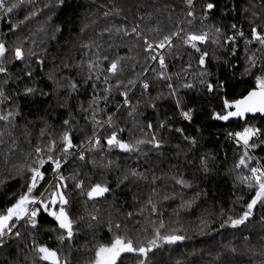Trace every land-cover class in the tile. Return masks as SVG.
<instances>
[{"label": "snow or ice", "instance_id": "1", "mask_svg": "<svg viewBox=\"0 0 264 264\" xmlns=\"http://www.w3.org/2000/svg\"><path fill=\"white\" fill-rule=\"evenodd\" d=\"M26 2L31 3L32 0H16L14 3L11 0H0V10H3L5 15L11 14L14 9ZM244 3L247 7L242 9V13L247 23L239 26L231 23L228 26L231 34L226 33L223 27L211 24L200 30L192 29L191 25L197 15L195 0H182V4L185 5L183 18L177 19L175 27L159 40L150 41L142 35L139 31V23L116 28L117 34L123 33L124 36H132L140 40L146 53V61L150 60L159 65L160 71L157 72L156 69H151V71L158 79L165 81L168 96L173 99L175 108L184 121L191 123L197 110L185 107L184 98L178 95L179 89L196 91L199 86L201 96L212 95L220 102L219 111L213 109L210 113L214 121L235 120L240 123L239 130L225 133V139L239 153L230 169V172L234 173V183L239 182L247 188L250 198L239 214L225 216L222 212L220 213L219 228L221 229L247 228L254 218L264 225V159L257 158L255 153L258 148L264 151V0H244ZM56 4L63 10L66 0H56ZM165 7L169 9V13L176 10L175 6L166 4ZM215 7L216 5L211 2L203 6L200 14L202 22L208 19V13ZM226 8L227 10L223 12L224 17L235 14L237 11L235 4L232 3ZM122 10L114 3L110 11L104 12V16L111 14L118 16ZM35 15V11H30L25 15L24 20ZM126 19L124 18V21ZM138 19L143 20V17ZM16 27V25H11L10 31L15 33ZM152 30L159 31L160 29L157 26ZM38 31L44 32L48 39L55 40L56 34L62 33L63 29L55 25L51 35L43 28ZM106 31L111 34V29H106ZM29 41H31L30 46L25 48L24 45ZM241 43L242 49L238 47ZM177 44L191 51L192 56L195 57L196 68L193 70L192 63L189 61L186 67H182L181 72L176 74L181 83L174 86L171 83L173 77L166 74L168 67L165 63L166 53L159 50L167 49V54L179 59V52L172 51ZM80 47L90 49L91 45L81 43ZM218 52H222L223 56ZM238 52L243 53L244 63L242 65L235 63V60L240 59ZM48 59L52 60L53 67L46 76L53 83L51 95L57 100V107L67 109L68 99L81 87V82L71 75L63 76L59 75V72L76 68V75L82 76L83 84L92 82L90 86L93 89V98L87 108L82 104L79 108L80 111L91 116L90 134L83 129L76 128L75 116L69 111L67 118H61L59 131L55 135L50 131L51 124L45 120L36 134L40 142L31 145V141H28L31 147L26 151H21L15 129L17 118H23V115L17 99L11 96V90L5 91L4 86L9 83L10 76V70L6 65L19 62L24 66L23 71L17 75L18 80L24 79V87L15 93V97H22L26 100L39 97L43 103L47 104L45 112L48 113L54 111L52 104L47 100L50 93L44 88L35 87L29 83V81H35L33 65L43 71L45 61ZM129 59L131 58L123 56L110 59L97 51L95 58H89L86 62L81 60L72 63L67 59H62L60 64H56L55 54L48 52L43 38L37 41L33 35L11 46L4 39H0V105L4 106L0 107V146L4 147L3 155L0 156V165L6 169L5 179L0 180V184L6 180L19 179L21 181L20 191L10 194L14 199L6 207L0 209V250L12 248L22 240H30L25 247L30 248L34 253L31 264H72L71 253L74 248V238L79 236L81 221L85 220L76 208V205L81 203L78 197L83 198L82 202L86 207L91 202L92 211L87 216V227L92 230L100 223L98 216L100 209L96 205L107 198L106 194L114 191L105 182H91L90 180L85 185L80 168L91 165L93 169L110 170L119 165H115L114 160L106 154L131 156L141 153L143 151L141 145L146 144L151 145L155 150L163 147V140L157 139L155 134L147 140L139 138L125 141L120 137V133L124 132V128L117 123L120 115L126 113L127 118L135 121L136 117L142 114L139 111L141 101L137 100L133 104L129 98V92L137 87L139 78L146 77L149 71V67H145L140 73H135V68L126 64ZM104 61H107L106 67L103 66ZM213 66L223 68L230 75L222 78L220 74L213 71ZM126 67H130L134 76L125 81L121 79V76ZM237 72L241 80L250 78L251 84L238 98L229 99L226 79H235ZM181 73H190L194 80L189 81L187 75ZM111 80L115 82L110 83ZM97 82L105 85L102 89L103 96L95 92ZM138 86L141 96H144L148 93L150 83L147 79H143L139 80ZM61 88L66 90L63 98L57 95ZM113 89L122 99L113 111L106 115V119L99 120L96 118L98 103L103 100L107 104L109 94ZM162 98H164L163 93L155 98L149 96L144 103L155 110L157 108L155 100ZM121 109L124 110L123 113ZM84 119L88 120L89 116L86 115ZM256 121H261V123L257 124ZM146 127L151 129V123ZM157 127L179 133L190 149L198 145L197 139L184 135V129L181 127L172 129L165 122H159ZM23 134L26 137L31 136V131L25 128ZM215 155L196 154L199 171L204 174L202 179L210 178L216 163ZM68 168L72 171L65 176L64 171ZM46 172L49 173L47 178ZM129 177L144 178L137 169L128 168L118 176L115 188L120 189L121 184ZM176 183L185 188L191 187L183 179L177 180ZM193 204L194 200H187L180 207L191 210L195 215L199 209H193ZM151 211L155 213V205L152 206ZM257 211L261 212L259 217H255ZM132 215L131 212L125 214L127 219H131ZM46 218H50L54 224V227L47 231L54 234L57 247H49L36 241V236L45 231L41 228V221ZM210 223L214 221L201 217L199 225L201 232L211 231ZM105 227L111 237L106 243L101 242L103 237L97 238L96 231L90 232L92 247L88 249L90 254L86 257L85 264H128V261H132V264H150L153 257L149 254L161 244L174 245L187 238L182 234V229L161 232V229L165 228L163 221L153 229L152 236L145 241H134L131 236L127 235V225L122 227L120 221H113L109 218ZM231 251L234 253L235 248ZM23 260L24 264H28L27 256ZM5 264H7L6 261ZM77 264L80 262L78 261ZM261 264H264V261Z\"/></svg>", "mask_w": 264, "mask_h": 264}, {"label": "trees", "instance_id": "2", "mask_svg": "<svg viewBox=\"0 0 264 264\" xmlns=\"http://www.w3.org/2000/svg\"><path fill=\"white\" fill-rule=\"evenodd\" d=\"M16 2V0H11ZM214 3L216 7L208 13V19L203 20L201 11L206 3ZM117 4L123 10L120 14H111L107 17L104 12L110 11L113 4ZM235 4L236 13L227 17L223 12L227 10L228 4ZM175 6V12L169 13L165 5ZM197 13L191 28L200 30L207 25H216L224 28L225 32L231 34L229 25L236 23L246 24L243 18L242 9L247 7L244 0H201L195 3ZM185 5L182 0H66V4L61 7L57 6L56 0H32L31 3H25L14 9L13 13L5 15L0 10V39H4L11 46L19 44L22 40L33 36L39 41L43 38L46 42L49 53L55 54V63L60 64L62 59H67L72 63L95 58V53L108 56L110 59L116 56L130 57L126 64L135 68V73H140L145 67H149L146 77H140L139 80L147 79L150 83L148 93L141 96V90L138 85L131 92L129 98L133 104L140 100L139 111L142 113L137 116L135 121L127 118L126 113L120 115L117 121L118 125L124 128L120 137L125 141L135 139H148L152 134L157 135V139L163 140V147L159 150L152 149L151 145H141L143 151L139 154L125 156L124 154L116 155L115 153L106 154L114 160L115 165L110 170L101 168L93 169L91 165L81 167L80 171L85 180V185L91 182H105L113 188V193L106 194V199L96 205L100 209L98 216L99 225L92 230L87 227V216L92 211L91 202L86 207L83 198L78 197L81 203L76 205L79 214L85 217L81 221L79 236L74 238V248L71 253L72 264H85L86 257L90 254L88 249L92 247L90 232L96 231L98 237H103L101 242L106 243L111 237L105 227V223L110 218L113 221H120L122 227L127 225V235L131 236L134 241H145L153 234V229L159 226L163 221L165 228L161 232L172 229H182V234L186 235L183 242H177L174 245L161 244L153 253L150 264H261L264 261V251L258 250L264 242V225L254 218L247 228L231 229L219 228L220 213L225 216L237 215L241 212L243 205L249 200L250 192L247 188L234 183V173L230 172L233 162L239 155L232 147L228 140L225 139V133L236 131L240 128V123L235 120L229 122L214 121L211 118L213 109L219 111V100L212 95L201 96L199 86L196 91L180 88L178 95L184 98L185 107L195 108L196 114L191 123L182 119L179 111L175 108L173 99L168 96V89L165 81L156 77L151 69L160 71L159 65L153 61H146V53L142 47V42L134 39L132 36H124L123 33H116V28L125 25H134L139 23L142 35H145L151 41L159 40L175 27L177 19L183 18ZM30 11H35L36 15L24 20L25 15ZM49 17L51 19L49 20ZM143 17V20L138 19ZM124 18H127L124 21ZM24 21V23H20ZM124 21V23H122ZM11 25H16V31H10ZM59 25L63 31L56 34V39H48L44 32L38 31L44 29L49 35L53 31V26ZM159 31H153L155 27ZM83 28V31H81ZM111 29V34L106 31ZM31 41L24 47L30 46ZM81 43L91 45L90 49L80 47ZM174 43L176 41L174 40ZM243 48L242 43L238 45ZM179 52L180 58H173L167 54L165 49V63L168 65L166 74L173 77L171 83L177 86L181 83L176 74L181 72L182 67H186L190 61L192 68L195 70V57L186 47H177L172 50ZM211 51V49H210ZM223 56L222 52H218ZM239 60L235 63L242 65L244 63L243 53L238 52ZM10 70L9 83L4 86L5 91L11 90V96L17 99L23 118L18 117L16 120L17 127L15 135L19 138L21 151L28 150L31 145L38 141L37 132L43 125L44 121L51 124L50 131L55 135L60 128L61 118H67L68 112L71 111L75 116L76 128L83 129L90 134L91 116L88 113L79 110L82 104L85 108L93 98V89L91 81L88 84L82 83V76L76 75V68L71 70L65 69L59 72V75H71L75 80L81 82V87L68 99L69 107L67 109L57 107V100L51 95L53 92V83L47 79V72L53 67L51 59L45 61L43 71L33 65L35 81H29L35 87L44 88L50 95L47 98L52 104L54 111L45 112L47 104L39 97L26 100L22 97H15V93L24 87V79H17V75L23 71V65L19 62H13L6 65ZM107 66V61L103 62ZM213 71L226 78L230 74L223 68L213 66ZM242 71V69H241ZM187 75L189 81L194 77L190 73H181ZM134 73L130 67H126L121 76L122 80L132 78ZM111 80L110 83H114ZM228 85V98H238L243 94L251 84L250 78L239 77L236 73L235 79H226ZM105 85L97 82L95 92L103 96L102 89ZM163 93L164 98L156 99L157 108L154 110L147 107L144 101L157 97ZM57 95L63 98L66 90L61 88ZM121 96L115 89L109 94L108 102L103 100L98 103L97 119L104 120L106 115L110 114L117 103L121 101ZM0 107H4L0 105ZM102 109V111H101ZM123 113L124 110L121 109ZM88 115L89 119L84 117ZM159 122H165L172 129L181 127L184 129V135L195 137L198 145L195 148H188L186 142L180 137L179 133L158 128ZM151 123L152 128L148 129L147 124ZM260 124L261 121H256ZM31 131V136L23 134L24 129ZM6 130V129H5ZM31 141V145L28 143ZM42 143V142H41ZM179 145V147H177ZM4 147L0 146V156L3 155ZM200 156L205 154H216V163L213 172L208 179H202L204 175L199 171V161L196 154ZM225 153L227 154L225 156ZM256 157L264 159V151L259 148L255 150ZM135 168L143 175V179L129 177L127 181L121 184L120 189H116V181L126 169ZM72 169L64 171L68 176ZM6 169L0 165V180H4ZM49 173L46 172V178ZM183 179L191 187H182L176 181ZM21 188L19 179L6 180L0 184V209H3L11 200L14 199L10 194L18 193ZM199 193V195H197ZM9 194V195H6ZM187 200H194L193 209H199L194 215L191 210L180 207ZM155 205L156 211H151ZM131 212V219H127L125 214ZM261 215L260 211L255 212V217ZM201 217L214 221L210 223L211 231L201 232L199 225ZM95 224V222H93ZM54 227L50 218L41 221V228L45 229L41 234L36 236V241L40 244H46L49 247H57V241L54 234L47 230ZM243 235V238H242ZM51 236V238H50ZM30 240H22L18 245L12 248L0 250V264H24L23 258L27 256L28 264H31L34 253L30 248L25 247ZM235 248L233 253L231 250ZM132 264V261H128Z\"/></svg>", "mask_w": 264, "mask_h": 264}, {"label": "rangeland", "instance_id": "3", "mask_svg": "<svg viewBox=\"0 0 264 264\" xmlns=\"http://www.w3.org/2000/svg\"><path fill=\"white\" fill-rule=\"evenodd\" d=\"M196 2H198V1L195 0V3H196ZM258 250H259V251H260V250H263V251H264V247H261V248H259Z\"/></svg>", "mask_w": 264, "mask_h": 264}, {"label": "built area", "instance_id": "4", "mask_svg": "<svg viewBox=\"0 0 264 264\" xmlns=\"http://www.w3.org/2000/svg\"><path fill=\"white\" fill-rule=\"evenodd\" d=\"M197 1H201V0H197ZM145 36V35H144ZM149 39V38H148ZM150 40V39H149ZM151 41V40H150ZM159 51H161V52H164L165 51V49H162V50H159Z\"/></svg>", "mask_w": 264, "mask_h": 264}]
</instances>
